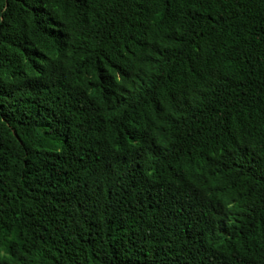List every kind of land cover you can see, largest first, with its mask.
Instances as JSON below:
<instances>
[{
  "label": "trees",
  "instance_id": "1",
  "mask_svg": "<svg viewBox=\"0 0 264 264\" xmlns=\"http://www.w3.org/2000/svg\"><path fill=\"white\" fill-rule=\"evenodd\" d=\"M0 264H264V0H0Z\"/></svg>",
  "mask_w": 264,
  "mask_h": 264
}]
</instances>
